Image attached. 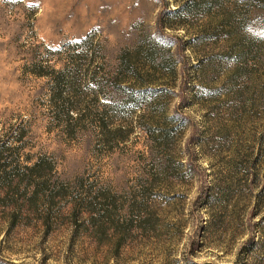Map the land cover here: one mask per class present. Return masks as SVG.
<instances>
[{
  "label": "rangeland",
  "instance_id": "374dc122",
  "mask_svg": "<svg viewBox=\"0 0 264 264\" xmlns=\"http://www.w3.org/2000/svg\"><path fill=\"white\" fill-rule=\"evenodd\" d=\"M0 264H264V0H0Z\"/></svg>",
  "mask_w": 264,
  "mask_h": 264
}]
</instances>
